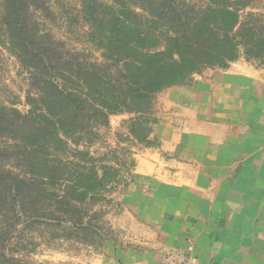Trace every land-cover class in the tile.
<instances>
[{"label": "rangeland", "instance_id": "rangeland-1", "mask_svg": "<svg viewBox=\"0 0 264 264\" xmlns=\"http://www.w3.org/2000/svg\"><path fill=\"white\" fill-rule=\"evenodd\" d=\"M44 1L45 6L30 12L29 23L33 24L28 40L35 35L36 49L47 43L59 52L83 54L90 63L99 65L112 62L102 39L120 31L117 27L123 4L128 11L147 14L141 0ZM186 3L237 10L239 22L234 37L238 53L228 65L249 63L262 73L264 81V0ZM130 16L124 12V18ZM47 79L39 61L30 59L21 48H14L8 27L0 18V120L27 129L6 132L0 138L8 154L1 164L25 182L50 192L47 197L38 195L40 204L35 212L28 210L30 214L64 215L62 208L67 204L75 207L69 212L84 217L91 229L63 225L23 231L19 226L6 253L24 264H122L119 259L123 254L146 257L139 259L141 263L155 260L166 264L165 235L136 211L134 200L127 194L136 177L139 156L159 146L158 141L151 135L145 141L138 140L133 131L141 134L142 126L137 116L128 112L88 122V133L69 128L66 135L58 132L59 110L45 86ZM56 80L63 85L58 76ZM160 94L153 106L154 117ZM26 117L30 122L25 124ZM34 126L38 132L31 131Z\"/></svg>", "mask_w": 264, "mask_h": 264}, {"label": "crops", "instance_id": "crops-1", "mask_svg": "<svg viewBox=\"0 0 264 264\" xmlns=\"http://www.w3.org/2000/svg\"><path fill=\"white\" fill-rule=\"evenodd\" d=\"M127 194L165 235L166 264H264V81L246 62L159 95ZM128 254L122 264H158ZM125 262V263H124Z\"/></svg>", "mask_w": 264, "mask_h": 264}, {"label": "trees", "instance_id": "trees-1", "mask_svg": "<svg viewBox=\"0 0 264 264\" xmlns=\"http://www.w3.org/2000/svg\"><path fill=\"white\" fill-rule=\"evenodd\" d=\"M186 1L141 0L147 14L128 11L122 3V18L118 19L117 27L120 31L102 39L112 62L100 65L90 63L83 54L59 52L47 43L36 49L35 35L28 40L33 24L29 23L30 12L45 6L44 0H0L3 11L0 18L8 27L14 48H21L30 59L42 64L48 78L45 86L52 92L59 110L58 132L66 135L70 129L88 133L91 128L88 122L128 112L135 114L142 126V135L136 134V130L133 134L145 141L157 124L153 106L158 94L174 86L192 84L195 76L207 69L227 68L238 53L234 37L239 22L237 10L214 4L195 7ZM124 12L131 16L124 18ZM57 76L63 85L57 83ZM27 119L25 124L30 122ZM21 127L27 130L13 126L9 120H0V138L6 132H18ZM31 131L38 129L34 126ZM7 157L0 145V264H24L6 253L19 226L23 231L63 225L84 231L91 229L84 217H74L69 212L75 207L67 204L62 208L64 215L30 214L38 208L40 196L47 197L50 192L5 168L1 161ZM57 200L61 203L65 197Z\"/></svg>", "mask_w": 264, "mask_h": 264}, {"label": "built area", "instance_id": "built-area-1", "mask_svg": "<svg viewBox=\"0 0 264 264\" xmlns=\"http://www.w3.org/2000/svg\"><path fill=\"white\" fill-rule=\"evenodd\" d=\"M189 251L192 253L193 252V247L190 246L189 247ZM190 253V256L188 258H186L183 261H179V262H175L174 264H198V259L196 256L192 255Z\"/></svg>", "mask_w": 264, "mask_h": 264}]
</instances>
